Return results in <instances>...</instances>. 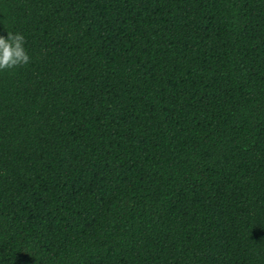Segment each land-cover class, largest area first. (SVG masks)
Listing matches in <instances>:
<instances>
[{"label":"trees","instance_id":"16d2710c","mask_svg":"<svg viewBox=\"0 0 264 264\" xmlns=\"http://www.w3.org/2000/svg\"><path fill=\"white\" fill-rule=\"evenodd\" d=\"M0 264H264V0H0Z\"/></svg>","mask_w":264,"mask_h":264},{"label":"clouds","instance_id":"9594fccd","mask_svg":"<svg viewBox=\"0 0 264 264\" xmlns=\"http://www.w3.org/2000/svg\"><path fill=\"white\" fill-rule=\"evenodd\" d=\"M24 34L8 32L0 35V70H11L30 63Z\"/></svg>","mask_w":264,"mask_h":264}]
</instances>
